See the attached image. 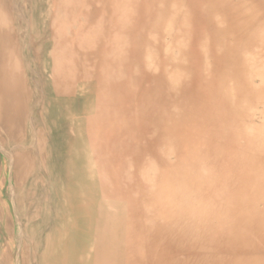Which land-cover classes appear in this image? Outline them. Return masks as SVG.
<instances>
[{"label": "bare ground", "instance_id": "obj_1", "mask_svg": "<svg viewBox=\"0 0 264 264\" xmlns=\"http://www.w3.org/2000/svg\"><path fill=\"white\" fill-rule=\"evenodd\" d=\"M93 1L107 25L80 32L70 0H27L30 22L0 0V264H264V0Z\"/></svg>", "mask_w": 264, "mask_h": 264}, {"label": "rangeland", "instance_id": "obj_2", "mask_svg": "<svg viewBox=\"0 0 264 264\" xmlns=\"http://www.w3.org/2000/svg\"><path fill=\"white\" fill-rule=\"evenodd\" d=\"M26 1L27 0H14V1L13 0H4V2H5L4 5H5L6 9L7 10L9 9L8 15H10V13H11V18H12V13H13L15 15V17L18 18V20L23 21V22L24 21L30 22V20L32 19L31 16L28 14L29 15V17H28L27 13H25L24 11L20 12L21 9L23 10V8L25 7L24 4H26ZM29 1L30 0H28V2ZM70 1H71L70 4H66V3L63 4L64 5V15L68 18H74V17L76 18L77 28L80 32L82 31L81 26L86 24V22L91 18V14H93V17L98 19L99 26L102 25L105 27L107 25V21H108L107 17H105L100 12L103 9L100 8L98 5H96L93 0H70ZM74 12H75V15L73 14ZM23 47L25 49V52H27L28 51V45L25 44V46H23ZM77 50H78V53H77V56H78L77 65H78V67H77V73L76 74L78 76L79 81H78V83H76V85L80 91L79 99H81L80 101H81V103H83L86 100H88L89 98H91L90 94L87 95V92H88L87 91V80L84 76V67L88 63L86 60V57L91 55V50L88 48L86 43L83 42V40H79V45H78ZM29 61L31 62V60H29ZM32 61H33V59H32ZM32 67H33V72L31 71ZM49 70L50 69H47L43 65H41L39 58L37 60L33 61L32 66L30 63H28L26 69L24 70L25 74L28 76V73H29V75L34 80V81H32L34 84H31V85H34L33 86V93L37 97L39 104H40L39 108L31 110V112L29 113V116H28L29 121H27V133L29 134V137L33 139L32 140L33 141V144H32L33 150L38 144V140H39V137L37 135L38 131H39V133H41L43 138H46V134H44L45 132H43V130L45 131L44 126L46 124V121H45L46 116H45V113L42 112V110H41V106L43 104V101H45V91L41 87H42V80L44 81L47 78V76L49 75ZM40 71H41V73H40ZM37 82H39V84ZM87 96H88V98H87ZM81 109H82L84 116H86L85 114H88L90 111L89 107L82 106ZM79 123L82 124V120ZM97 126L98 127L96 128V132H97L96 134L97 135L102 134V137L104 135L105 138L107 139L106 134H104V131L106 129L101 125H97ZM6 155H7V153L0 148V159L6 157ZM90 156H91V154H90ZM91 159H92V156H91ZM94 163H95L94 158H93L92 162H90V160L86 159L87 165L90 164L93 166ZM8 165H10V163L6 164L7 169H6L5 173L0 174V183L2 185L1 188H3V192L5 191L4 195L13 196L11 193L12 192V190H11V174H10L11 165H10V168ZM7 172H8V175H7ZM45 172H42L41 175L46 176L47 173H45ZM50 181L51 180H48V182L46 181L47 184L45 183L42 188L38 189V192L39 193L44 192V195L42 197H44V199L46 200V202H45V208H47L46 211L49 215H50V213L53 215V207H54V202H55L53 200V198L54 197L57 198L55 196L56 192H64L67 187H65V186H63V187L54 186V184H51ZM31 182H34L33 178L31 180ZM30 186H31V183H30ZM33 189H34V187H33ZM35 192H37V190ZM0 194H1V192H0ZM11 196H9V198H7V199L9 201V206L12 209V212L14 214V210H13V203L14 202L12 201ZM16 224H15L16 248L13 252L14 255L19 254V249H18L19 248L18 247L19 242H21L22 240L23 241L25 240L24 237L20 236V233L18 232L20 230V225L18 223H16ZM14 264H15V262H14Z\"/></svg>", "mask_w": 264, "mask_h": 264}]
</instances>
